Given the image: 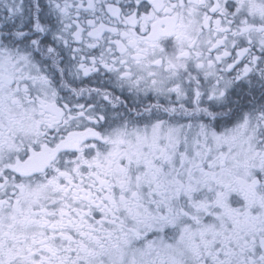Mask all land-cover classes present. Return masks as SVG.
Returning a JSON list of instances; mask_svg holds the SVG:
<instances>
[{"label":"snow or ice","instance_id":"snow-or-ice-1","mask_svg":"<svg viewBox=\"0 0 264 264\" xmlns=\"http://www.w3.org/2000/svg\"><path fill=\"white\" fill-rule=\"evenodd\" d=\"M0 264H264V0H0Z\"/></svg>","mask_w":264,"mask_h":264}]
</instances>
